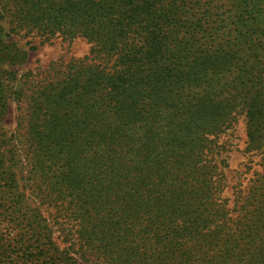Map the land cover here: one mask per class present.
<instances>
[{
    "label": "trees",
    "instance_id": "obj_1",
    "mask_svg": "<svg viewBox=\"0 0 264 264\" xmlns=\"http://www.w3.org/2000/svg\"><path fill=\"white\" fill-rule=\"evenodd\" d=\"M236 2L249 29L231 45L203 0H0V129L4 76L28 58L7 40L91 45L18 92L20 148L0 132V264H264V162L230 202L217 143L242 105L250 146H264L251 64L264 0Z\"/></svg>",
    "mask_w": 264,
    "mask_h": 264
},
{
    "label": "rangeland",
    "instance_id": "obj_2",
    "mask_svg": "<svg viewBox=\"0 0 264 264\" xmlns=\"http://www.w3.org/2000/svg\"><path fill=\"white\" fill-rule=\"evenodd\" d=\"M203 3L207 4L212 21H214L213 23L218 20L224 21L222 24L224 33L222 34L223 43L228 42L227 44L232 45L237 30L239 31L244 27L242 32L245 34L249 29L245 22H240L239 16L241 12L236 7V0H203ZM259 18L264 29V14H261ZM9 21L10 19L7 22ZM4 27L11 29L9 23H6ZM260 29L263 30L261 27ZM263 33L264 31L261 32V34ZM258 40L256 39V41L252 42L255 43L254 48L257 50V62L251 63L246 54H243L240 59L239 68H247L254 63L258 67L257 77L264 83V37L258 38ZM7 41L17 42L20 48L28 52V58L24 64L19 65L15 63L14 67H12L14 72L4 76L5 85H9L7 93L9 113L4 118V122L1 123L0 132L4 137L6 136L11 146L20 148L25 143L22 133L24 132L23 129L26 127V123L19 125V119L22 114H26L27 106L25 102H21L20 98H18V92L25 90L24 92L31 96L39 87H41L40 90L45 89L50 82H53L55 77L59 76L66 69L70 62H81L89 56L91 45L82 38L65 41L59 36L47 42L43 38L33 34L12 36ZM252 43H247V49H249V44ZM235 77L233 74L228 79L229 83L232 84ZM262 85L261 88L264 93V84ZM232 110L234 112L230 127L217 139L218 146L221 148L219 160L224 159L226 165L224 169V196L230 202L234 199L236 192L247 189L249 182L253 179V174L261 171V163L264 162V146H261V148H257L258 144L255 147L250 146L246 130L247 118L245 109L242 105H237ZM19 134L21 138L18 137ZM24 193L30 201H36L40 204L38 199L32 196L33 193L29 187ZM47 206L45 202L41 205L42 208H45L43 210L46 216ZM65 226H57L55 228L57 229L56 234L58 236L63 237L61 231L67 228Z\"/></svg>",
    "mask_w": 264,
    "mask_h": 264
}]
</instances>
